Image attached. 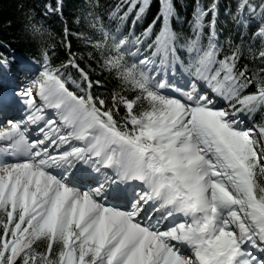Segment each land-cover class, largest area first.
Returning a JSON list of instances; mask_svg holds the SVG:
<instances>
[{
	"label": "snow or ice",
	"instance_id": "1",
	"mask_svg": "<svg viewBox=\"0 0 264 264\" xmlns=\"http://www.w3.org/2000/svg\"><path fill=\"white\" fill-rule=\"evenodd\" d=\"M152 7L93 4L86 52L47 26L59 0L26 13L39 58L22 117L0 96V264H264V0H236L223 39L220 0Z\"/></svg>",
	"mask_w": 264,
	"mask_h": 264
},
{
	"label": "trees",
	"instance_id": "2",
	"mask_svg": "<svg viewBox=\"0 0 264 264\" xmlns=\"http://www.w3.org/2000/svg\"><path fill=\"white\" fill-rule=\"evenodd\" d=\"M54 0H0V57L7 58L11 63V53L22 54L25 57L39 58L38 57V44L32 37L25 31L26 13L35 11L42 13L46 3H53ZM63 4V16L59 14L51 15L47 18L46 23L50 30L56 35V40L59 41L60 33L66 22L70 31L73 33L71 37L72 50L74 52H86L84 41L77 39L78 34L87 36L89 33L86 30V22L77 23L78 19L86 16L93 4L101 5V11L106 7L116 2V0H59ZM207 3V0H202ZM236 0H220V24L223 28L222 39L229 33L236 36L237 29L231 22L230 18L226 15V10L235 6ZM182 15L190 19L191 12L194 5V0H176ZM158 0H153V7L151 13L147 17L145 23L150 22L152 14L157 11ZM187 29V24L184 25ZM139 30V29H138ZM59 60L65 58V52L62 49L58 53ZM93 67H96L93 64ZM93 80L100 79L102 87L93 88V92L100 95L107 96L114 88L116 82L107 73H101L97 68L96 72L92 74ZM259 118V117H258Z\"/></svg>",
	"mask_w": 264,
	"mask_h": 264
},
{
	"label": "rangeland",
	"instance_id": "3",
	"mask_svg": "<svg viewBox=\"0 0 264 264\" xmlns=\"http://www.w3.org/2000/svg\"><path fill=\"white\" fill-rule=\"evenodd\" d=\"M15 60H17L14 56H12V61H13V63H12V65L11 66H9L10 67V69H13V71H11V72H8V75H11V76H14L15 75V73H17V74H19L17 77H14V78H10L11 80H12V84L10 83L9 84V86L10 85H12L13 87H12V89L7 93V95L9 96H11V98L12 99H15L14 97H13V94H14V90H15V88H18V87H20V89L21 88H23V86L24 85H22L23 84V79L26 77V74L24 73V71L22 70V67H21V65H20V63L19 64H17V63H15ZM15 63V64H14ZM22 72H23V74H22ZM20 74H22V75H20ZM6 77H7V75H6ZM22 77V78H21ZM20 80V85H18V87H16V85L15 84H17V82ZM4 82H6V81H4ZM0 86H3V84H2V82L0 81ZM0 96H2L3 98H5L1 93H0ZM17 98H18V96H16ZM20 98V97H19ZM6 99H9V97L8 98H6ZM17 101V100H16Z\"/></svg>",
	"mask_w": 264,
	"mask_h": 264
},
{
	"label": "bare ground",
	"instance_id": "4",
	"mask_svg": "<svg viewBox=\"0 0 264 264\" xmlns=\"http://www.w3.org/2000/svg\"><path fill=\"white\" fill-rule=\"evenodd\" d=\"M23 59H24V60H27L26 58H23ZM6 71H7V69H6ZM5 75H8V73H5ZM18 75H19V74L15 73L14 76H11V75H10V78H11V77H12V78L17 77ZM25 80H26V77L23 79V84H22V85H24ZM19 90H20V87L15 88V90L13 91V92H14L13 97L15 98L14 100H17V99H18V98L16 97V96H17L16 93H17ZM8 97L11 98L10 95H9ZM19 100H20L21 103H23V101H22L21 98H19ZM8 101H10V100L8 99ZM0 118H1V114H0Z\"/></svg>",
	"mask_w": 264,
	"mask_h": 264
}]
</instances>
